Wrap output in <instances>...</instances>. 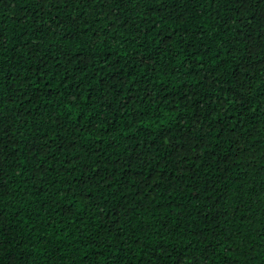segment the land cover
Instances as JSON below:
<instances>
[{
	"label": "trees",
	"instance_id": "1",
	"mask_svg": "<svg viewBox=\"0 0 264 264\" xmlns=\"http://www.w3.org/2000/svg\"><path fill=\"white\" fill-rule=\"evenodd\" d=\"M0 264H264V0H0Z\"/></svg>",
	"mask_w": 264,
	"mask_h": 264
}]
</instances>
